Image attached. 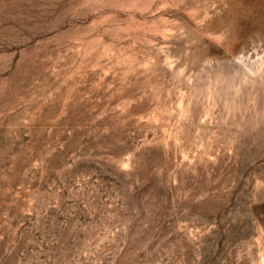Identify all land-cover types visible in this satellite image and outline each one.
Returning <instances> with one entry per match:
<instances>
[{
  "label": "rangeland",
  "instance_id": "1",
  "mask_svg": "<svg viewBox=\"0 0 264 264\" xmlns=\"http://www.w3.org/2000/svg\"><path fill=\"white\" fill-rule=\"evenodd\" d=\"M0 264H264V0H0Z\"/></svg>",
  "mask_w": 264,
  "mask_h": 264
}]
</instances>
